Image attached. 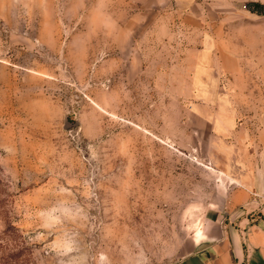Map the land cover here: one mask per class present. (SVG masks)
Instances as JSON below:
<instances>
[{
  "label": "rangeland",
  "instance_id": "obj_1",
  "mask_svg": "<svg viewBox=\"0 0 264 264\" xmlns=\"http://www.w3.org/2000/svg\"><path fill=\"white\" fill-rule=\"evenodd\" d=\"M263 136L264 2L0 0V264H172Z\"/></svg>",
  "mask_w": 264,
  "mask_h": 264
},
{
  "label": "crops",
  "instance_id": "obj_2",
  "mask_svg": "<svg viewBox=\"0 0 264 264\" xmlns=\"http://www.w3.org/2000/svg\"><path fill=\"white\" fill-rule=\"evenodd\" d=\"M224 54L230 56L221 51L214 57ZM238 169L243 174L234 181L242 186L231 194L223 222L206 226L195 250L172 264H264V161L239 163Z\"/></svg>",
  "mask_w": 264,
  "mask_h": 264
}]
</instances>
